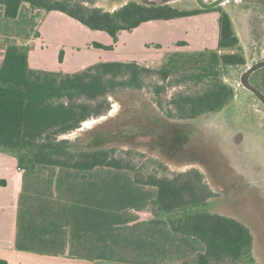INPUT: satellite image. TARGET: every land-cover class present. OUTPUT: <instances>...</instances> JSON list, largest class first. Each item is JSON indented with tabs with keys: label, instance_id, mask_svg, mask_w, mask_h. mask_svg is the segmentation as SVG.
I'll list each match as a JSON object with an SVG mask.
<instances>
[{
	"label": "trees",
	"instance_id": "obj_1",
	"mask_svg": "<svg viewBox=\"0 0 264 264\" xmlns=\"http://www.w3.org/2000/svg\"><path fill=\"white\" fill-rule=\"evenodd\" d=\"M24 3L32 13L61 12L92 31L105 32L113 43L120 32L131 31L141 24L207 11L130 1L110 12L95 7L93 0H0L4 17L16 19ZM215 11L219 14L217 48L191 54L170 53L159 68L114 61L95 63L72 74L35 70L28 65L29 46L13 44L6 47L0 63V148L13 153L18 170L47 166L79 172L95 168L132 172L136 184L156 189L149 202L150 215L164 220L173 234L194 238L205 247L203 253L167 264H257L252 234L236 219L206 210V203L216 194L199 170L171 176L146 174L126 158L116 156L115 148L78 150L75 142L62 137L75 132L88 119L108 112L109 97L123 90H142L148 85L160 109L163 108L160 95L168 86L192 83L201 87L192 93H174L164 110L167 119L189 121L222 111L234 97L233 88L222 78L223 71L244 67L245 58L229 15ZM94 47L113 49L99 44ZM62 57L60 52V61ZM174 76L179 78L169 82ZM0 264L7 262L0 259Z\"/></svg>",
	"mask_w": 264,
	"mask_h": 264
},
{
	"label": "rangeland",
	"instance_id": "obj_2",
	"mask_svg": "<svg viewBox=\"0 0 264 264\" xmlns=\"http://www.w3.org/2000/svg\"><path fill=\"white\" fill-rule=\"evenodd\" d=\"M93 1L95 7L105 11L113 8L116 10L130 1L144 5L164 4L179 10L201 9L196 0ZM213 1L202 0L205 4ZM217 9L226 12L232 21L245 58V67L264 60V0H226L214 9L201 13L200 17L176 21L175 24L178 25L175 31L180 34L179 39L184 38V32H195V29L206 27L207 32H211L207 50H215L219 17L215 11ZM160 26L158 30L162 29ZM154 27L146 26V32H142L153 53L148 61L140 65L149 68H159L158 56H162L154 51L157 46L153 43L161 34L158 30L155 31ZM197 36L192 39L197 41ZM139 38V33L130 35L124 32L117 56L124 55V44L129 39L135 45ZM178 46V53L198 52L194 51L197 48L194 45ZM203 50L206 49L200 51ZM105 55L115 56L114 53ZM245 67L224 69V82L230 85L231 82L237 81ZM176 78L179 76L172 77L169 82H174ZM251 81L264 92V69L256 72ZM200 88L192 83H183L179 87L168 86L165 93L160 95L163 105L161 109L155 104L156 98L150 85L142 90L120 91L109 97L111 105L108 112L100 117L88 119L75 132L62 138L75 142L78 150L115 148L116 156L126 158L138 171L146 174L171 176L190 169L199 170L207 185L216 194V197L206 203V210L234 218L244 224L252 234L254 258L257 264H264V107L247 90L232 87V101L216 114L189 121H174L165 117L164 110L174 93H192ZM160 165L166 169L163 170ZM91 173L94 178L91 177L93 180L84 184L86 188L100 184L106 186L109 183L105 184L106 180L112 184L115 181L116 190L112 191L109 197L103 192L102 187L105 186L100 185V189L92 198L84 197L91 194V190L74 189L77 192L71 195V198L75 197V200H71V206L79 210L84 209V212H96V215L99 212L101 228L112 224L109 216L114 210H117V222H124L121 218L123 210L136 204L134 193L126 189L128 180L122 178L125 175L118 177L116 174L120 173L111 170ZM126 174L129 178L132 177L131 173ZM66 183L76 185L78 181L70 179ZM132 183L136 184L133 179ZM120 186L124 189H120ZM143 197L146 199L148 195ZM61 201L63 202V199ZM143 201L140 204L144 205ZM107 239L104 233L101 234L102 242H107Z\"/></svg>",
	"mask_w": 264,
	"mask_h": 264
},
{
	"label": "crops",
	"instance_id": "obj_3",
	"mask_svg": "<svg viewBox=\"0 0 264 264\" xmlns=\"http://www.w3.org/2000/svg\"><path fill=\"white\" fill-rule=\"evenodd\" d=\"M108 11L112 12L114 8ZM200 15L150 21L131 31L120 32L116 43H113L105 32L92 31L61 12L34 10L32 13L29 5L24 3L16 19L10 20L4 17L0 5V63L6 47L13 44L29 46L28 65L35 70L72 74L99 62L142 64L153 53L142 32H146V26L157 25L154 27L156 31L161 25L162 29L158 30L161 32L160 38L153 43L157 46L154 51L162 54L158 56L161 65L168 54L180 52L177 45L180 42L187 47L194 45L197 47L194 51L208 49L211 32H207L206 27L195 29V32H184L182 39L175 31L178 25L176 21ZM124 32L130 35L139 33L140 38L135 45L129 39L124 44V55L117 56ZM196 35L197 41L192 39ZM94 44L112 46L113 49L96 48ZM60 52L63 53L61 61ZM107 53H114L115 56H106ZM99 170L119 172L116 174L118 177L125 175L122 178L128 180L126 189L134 193L136 203L134 207L131 205L123 210L124 213L121 212L124 222L118 223L117 210L112 211L109 216L112 224L104 228H101L98 220L99 212L96 215V212H84V209L71 206V200H75L71 195L78 190H91L92 195L86 194L84 197L94 198L100 185L104 184L93 188H86L84 184L93 180L91 172ZM127 172L132 174L110 168L79 172L47 166L20 171L13 153L0 148V259L7 264H167L203 253L205 247L201 242L173 234L164 220L150 215L149 202L154 198L156 189L134 185L133 174L129 178ZM70 179L78 183H66ZM105 184L103 192L110 197L111 192L116 190V183L105 180ZM120 189L124 188L120 186ZM145 195H148L146 199L143 197ZM142 201L144 205L140 204ZM103 233L108 238L107 242L101 241Z\"/></svg>",
	"mask_w": 264,
	"mask_h": 264
},
{
	"label": "water",
	"instance_id": "obj_4",
	"mask_svg": "<svg viewBox=\"0 0 264 264\" xmlns=\"http://www.w3.org/2000/svg\"><path fill=\"white\" fill-rule=\"evenodd\" d=\"M226 0H218L215 2H212L210 4H203L200 2V6L204 10H210L213 9L219 5H221ZM153 5H162V4H153ZM264 68V60L257 62L247 68L244 72L241 73L239 77L240 85L243 89L250 92L264 107V92H262L260 89L256 88L251 82L250 77L253 73H255L258 70H261Z\"/></svg>",
	"mask_w": 264,
	"mask_h": 264
},
{
	"label": "flooded vegetation",
	"instance_id": "obj_5",
	"mask_svg": "<svg viewBox=\"0 0 264 264\" xmlns=\"http://www.w3.org/2000/svg\"><path fill=\"white\" fill-rule=\"evenodd\" d=\"M215 1H218V0H214L213 2H215ZM196 2H197V4L199 5V7L201 8V6H200V2H202V0H196ZM203 3V2H202ZM212 3V2H211ZM203 4H205V3H203ZM210 4V3H209ZM214 9V8H213ZM201 10H204V9H202L201 8ZM260 62V61H259ZM257 63V62H256ZM255 64V63H254ZM252 66V65H251ZM245 67V66H244ZM250 67V66H249ZM249 67H245V69H244V71L247 69V68H249ZM264 69V68H263ZM262 70V69H261ZM243 71V72H244ZM258 71H260V70H258ZM258 71H256V72H258ZM255 72V73H256ZM255 73H253L252 75H251V77H250V82L252 83V77H253V75L255 74ZM241 75V74H240ZM240 77V76H239ZM238 81H239V79H238ZM240 83V82H239ZM253 84V83H252ZM254 85V84H253ZM241 86V85H240ZM256 88H258L259 89V87H257L256 85H254ZM242 88V87H241ZM261 90V89H260ZM263 92V91H262Z\"/></svg>",
	"mask_w": 264,
	"mask_h": 264
},
{
	"label": "built area",
	"instance_id": "obj_6",
	"mask_svg": "<svg viewBox=\"0 0 264 264\" xmlns=\"http://www.w3.org/2000/svg\"><path fill=\"white\" fill-rule=\"evenodd\" d=\"M230 86H232L234 89H237V88H240L241 87L238 80L231 82L230 83Z\"/></svg>",
	"mask_w": 264,
	"mask_h": 264
}]
</instances>
